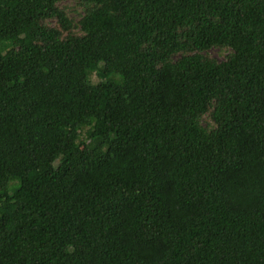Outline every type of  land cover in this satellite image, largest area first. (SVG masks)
<instances>
[{"label":"trees","instance_id":"16d2710c","mask_svg":"<svg viewBox=\"0 0 264 264\" xmlns=\"http://www.w3.org/2000/svg\"><path fill=\"white\" fill-rule=\"evenodd\" d=\"M67 1L0 0V264H264V0Z\"/></svg>","mask_w":264,"mask_h":264},{"label":"rangeland","instance_id":"374dc122","mask_svg":"<svg viewBox=\"0 0 264 264\" xmlns=\"http://www.w3.org/2000/svg\"><path fill=\"white\" fill-rule=\"evenodd\" d=\"M68 5H70V7H76V10H73L72 13L75 15V17L77 18L78 17V13H79V9L78 8V5L76 4V0H68L67 1ZM77 10H78V13H77ZM230 51V49H227V48H219V47H213L211 49H209V51H207V54H209L210 56L212 57H215L216 59L218 60H222L226 57V54ZM92 79L94 81L98 80L99 77L97 74H93L92 76Z\"/></svg>","mask_w":264,"mask_h":264}]
</instances>
